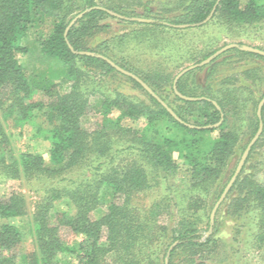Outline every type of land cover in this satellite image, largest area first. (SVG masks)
Wrapping results in <instances>:
<instances>
[{
  "label": "trees",
  "instance_id": "obj_1",
  "mask_svg": "<svg viewBox=\"0 0 264 264\" xmlns=\"http://www.w3.org/2000/svg\"><path fill=\"white\" fill-rule=\"evenodd\" d=\"M152 1L140 2L141 13L135 14L93 1L81 8L75 0H0V181L43 186L27 219L29 252L22 251L24 232L14 223L28 218L24 195L13 191L0 199V264H165L166 259L167 264H211L209 257L219 249L215 235L224 207L235 218L249 214L251 247L264 258V180L244 174V167L206 236L210 212L258 129L264 57L228 50L177 82L181 95L199 100L183 101L173 91L180 69L199 64L219 49L214 48L218 34L228 39L263 26L264 0H173L165 10L169 17L155 11ZM213 9L211 19L202 24ZM178 25L190 27H173ZM114 27L124 31L116 29L112 37L98 39ZM191 31L213 34L201 40L189 36ZM30 34L35 52L25 45ZM78 52L101 55L137 76L183 123L133 79L104 60ZM32 54L29 65L18 58ZM221 67H231L229 74L220 76ZM116 77L144 99L103 86L104 78ZM89 112L98 116L90 131L82 126ZM221 114V124L207 128L217 124ZM261 120L262 134L245 164L264 138V104ZM8 123L30 126L29 139L47 142L46 153L15 151ZM93 165L91 177L71 180L72 174ZM181 174L188 187L181 192L178 211L186 216L169 228L160 222L169 213L167 197L148 205L137 200L152 190V178L167 182Z\"/></svg>",
  "mask_w": 264,
  "mask_h": 264
},
{
  "label": "rangeland",
  "instance_id": "obj_2",
  "mask_svg": "<svg viewBox=\"0 0 264 264\" xmlns=\"http://www.w3.org/2000/svg\"><path fill=\"white\" fill-rule=\"evenodd\" d=\"M75 1L77 5L80 6L81 8L86 7L89 1H93L98 5L105 4L110 6H121L124 9L131 10L135 14L141 13V7L139 4L140 2H143V0H75ZM151 5L155 9V11L159 13L162 12L167 17L172 15L166 13L165 10L173 6V0H153ZM107 21L113 24V26L117 25L116 24L117 22L115 20L108 19ZM116 29L114 27V30L112 29L107 31L105 34H102L100 37H98V39L102 41L106 38L112 37L115 31L117 33L124 31L123 28H116ZM208 32L206 33L205 31L204 33L201 32L197 33V31H191L187 34L189 36L193 35V37L198 35V38L204 40L207 35L210 36L211 34H213L212 32L209 33ZM217 36L219 38V41L218 44L214 46V48L220 49L225 45L237 44V42H240L243 45H247L264 51V25L258 28L242 30L237 35H234L233 38L225 39L221 34H218ZM94 42L95 43H93V45L97 43L96 40ZM25 45H27L31 51L35 52L37 50V46L35 45L34 42V37L31 34L25 41ZM138 53H142V51L138 50ZM142 56L143 55L141 54L140 58H142ZM18 58L21 62L25 63V65H29L32 62L33 54L30 57L20 55ZM153 58L151 57L150 59L152 60ZM153 60H156V58H154ZM189 66L192 65H185V67L180 69V71ZM220 69H221L220 76H222V74H226V73L229 74L228 70H231V67L230 68L221 67ZM235 70H237V68ZM103 86L105 87L107 86L110 91H119L130 97L144 99L142 93L139 90L135 89L129 82H127L126 80L120 77L104 78ZM259 89L260 88L257 87L256 90ZM97 118L98 116L94 115V112H89V114L82 119L83 128H85L88 131L93 129L94 122H96ZM125 125L130 126L132 128H139V126H141L140 124H133L131 122H125ZM31 130L32 129L30 126H24L23 128H15L12 123H8L6 126V131L10 136L12 147L15 151L39 152L41 154H45L47 149L49 148L48 143L40 142V141H31L29 139ZM120 157H122V155L117 156V158ZM239 160L237 161V164ZM235 162L236 160L231 162V165L229 166L230 171L234 168ZM237 164L235 165V169ZM244 165H245L243 166L245 168L244 174L251 175L254 180H257L259 182L264 180V138L256 146L250 159ZM95 166L96 165L85 168V170L82 169L81 174L79 171L75 174H72L70 176V178H72L71 180L73 181L77 179L83 180L91 177L92 174H94L92 172V169ZM62 184L70 186L68 182H63ZM187 187H188L187 180L182 174L167 182H162L161 180L152 178V190L148 192L147 196L145 197L141 196L140 198H138L137 202L139 204L143 203L145 205H148L159 196L167 197L169 200V211H168L169 213L167 216L162 217L160 219V222L163 224H167L169 228H175V226L178 224V222L181 219V215L183 214L184 216H186V214L184 213L179 214L178 208L179 206L181 207V205L179 204L181 201V197H180L181 192H184V189ZM13 191H18L22 193L27 201L28 218H25L23 220H14V223L17 226H20V228L24 232V242H23L22 251L29 252L31 250V239L27 232V219H29V217L31 216L35 203L38 202V200L43 194L42 193L43 186L42 184L24 183L22 181H0V199L7 197ZM225 209H226L225 207L223 209L220 208V212L218 215L219 226L215 238L218 240L219 249L215 255L209 257L210 260L209 262L211 264H264V258L262 257L263 255L256 253L254 249H252L250 244L251 234L252 231L254 230L252 218L249 216V214H246L245 212H242L240 217L235 218L230 214L228 215ZM66 235L67 233L64 232L65 237ZM67 237L70 239V236Z\"/></svg>",
  "mask_w": 264,
  "mask_h": 264
},
{
  "label": "water",
  "instance_id": "obj_3",
  "mask_svg": "<svg viewBox=\"0 0 264 264\" xmlns=\"http://www.w3.org/2000/svg\"><path fill=\"white\" fill-rule=\"evenodd\" d=\"M102 9V8H100ZM104 11H106L109 15L117 18V19H122V17L116 13H113L109 10H105V9H102ZM88 10L78 14L76 17H74L71 22L69 23L68 25V28L67 30L79 19L81 18ZM213 12H214V9L211 11V13L209 14V16L203 21L202 24H205L207 23L212 15H213ZM126 20H129V21H133V22H138V23H151L152 21L151 20H146V19H141V18H129V19H126ZM174 28H178V29H185V28H188L190 27L189 25H178V26H173ZM70 50L71 47L69 46ZM231 49H238L240 51H243V52H248V53H253V54H257V55H260V56H263L264 57V51L262 50H259L257 48H253V47H250V46H247V45H238V44H228V45H225L224 47L220 48L219 50H217L214 54H212L211 56H209L207 59H205L204 61L200 62L199 64H195V65H192V66H189L183 70H181L174 78V81H173V91H174V94L180 98L181 100L183 101H188V102H193V101H197L199 99L197 98H190V97H186V96H183L181 95L178 91H177V88H176V85H177V82L179 81V79L181 77H183L185 74H187L188 72L190 71H193L197 68H201L203 66H206L208 64H210L212 61H214L216 58H218L220 55H222L223 53H225L226 51L228 50H231ZM77 54L79 55H87V56H91V57H96L98 59H101V60H104L106 63H108L112 68H114L118 73H120L121 75L123 76H126L128 78H131L133 79L135 82H137L151 97H153L177 122L179 123H183L178 117L177 115L173 112V110L171 108H169L167 106L166 103H164L152 90L151 88H149V86L147 84H145L142 80H140L137 76H135L134 74L120 68L119 66H117L115 63H113L111 60L101 56V55H98V54H94V53H90V52H78ZM213 104L216 106L217 110L220 111V108L217 106V104L215 102H213ZM264 104V99H262L259 104H258V107H257V118L259 120V123H258V129H257V132L256 134L254 135V137L252 138V140L249 142V144L247 145V147L245 148L237 166H236V169L232 175V177L230 178L229 182L227 183V185L225 186L222 194L220 195L219 199L217 200V202L214 204L212 210H211V213H210V216H209V232L206 233V236L209 235V233L211 232V229L214 225V221H215V215H216V212L218 210V208L220 207V205L222 204V202L225 200L228 192L230 191L231 187L233 186V184L235 183L238 175L240 174L244 164H245V161L249 155V152L251 150V148L254 146V144L257 142V140L259 139V137L261 136L262 134V130H263V123H262V120H261V108ZM223 120V115L221 114V119L220 121L213 125V126H208L207 128H216L218 127L221 122ZM189 128H196L194 126H191V125H187ZM165 264H167V259L165 260Z\"/></svg>",
  "mask_w": 264,
  "mask_h": 264
}]
</instances>
